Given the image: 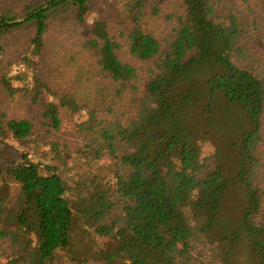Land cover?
I'll return each instance as SVG.
<instances>
[{
    "label": "trees",
    "instance_id": "obj_1",
    "mask_svg": "<svg viewBox=\"0 0 264 264\" xmlns=\"http://www.w3.org/2000/svg\"><path fill=\"white\" fill-rule=\"evenodd\" d=\"M112 1L114 21L101 0L0 3V147L67 120L76 159L112 162L83 183L49 164L0 170V264H264V25L249 29L245 0H174L155 35L171 2ZM67 28L83 34L70 50L53 39ZM18 96L37 119L1 107Z\"/></svg>",
    "mask_w": 264,
    "mask_h": 264
},
{
    "label": "rangeland",
    "instance_id": "obj_2",
    "mask_svg": "<svg viewBox=\"0 0 264 264\" xmlns=\"http://www.w3.org/2000/svg\"><path fill=\"white\" fill-rule=\"evenodd\" d=\"M6 0H0V3ZM167 3L171 2V5L166 7L165 13L162 11L160 14L162 16L158 17V22H151L150 24H146V29L150 30L153 34H164L170 30L171 26L175 23V16H173L174 10L177 9V4L173 3L174 0H163ZM161 1V2H163ZM159 1V3H161ZM162 8L164 4L161 3ZM241 9H239V14L242 16V12H245L246 16L244 20L247 21V26H252V21H258V29L256 34L263 33L261 31L262 25H264V0H245L244 5ZM119 7V6H118ZM117 5L112 0H101L96 5V10L98 14H101L107 17L110 21H114L115 19L114 14H117L118 10ZM162 22L164 25H162ZM115 25L114 27H116ZM253 27V26H252ZM54 33V40L58 43L60 42V38H64L63 48L70 50L72 46L82 40L83 34L76 31L75 29H65L62 31L61 35L56 36L55 31ZM260 37V36H258ZM13 45V43H12ZM62 60H68L67 58H63ZM74 65V64H72ZM70 78H68V81ZM87 80V79H86ZM69 84H75L74 79L71 78ZM76 87V86H75ZM74 87V88H75ZM80 96L87 99V102L91 101V97L85 91L81 90L78 92ZM86 101V100H85ZM4 107L11 115L16 116H29L33 119H37L39 117L38 110L32 108L27 104L26 98L22 96H18L14 100L3 99L1 103V107ZM46 142V143H44ZM44 142H39L36 145H32L29 147H24L21 143L17 141L10 140L7 144L0 147V170H2L6 165H10V163H33V164H49L53 166H57L68 170L67 173L76 177L83 183L85 181L84 176H110L112 171V162L109 157H105L101 160H87V161H80L78 158L74 156L76 150L79 146V139L74 133L71 131V125L67 120H65L63 128L60 132H55L50 134ZM57 150H61L63 152L69 154L65 155L64 153H59L57 155ZM215 147H213L210 143H206L204 145V154L205 155H212L215 153ZM225 152V148L222 150ZM224 156V155H223ZM223 164H226L227 161L224 160L222 157ZM41 174H47V170L42 166ZM79 175V176H78ZM68 195L71 194L73 191L71 188L68 187ZM71 197V195H70ZM228 200L227 204L230 207L239 208L241 204H243V199L239 198L237 190H231L229 196H227ZM79 234H84L82 230H79ZM64 264H69L66 261H63Z\"/></svg>",
    "mask_w": 264,
    "mask_h": 264
}]
</instances>
